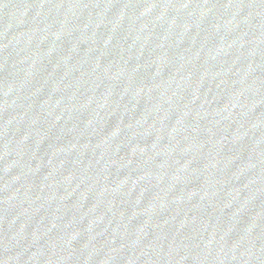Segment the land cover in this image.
Returning a JSON list of instances; mask_svg holds the SVG:
<instances>
[{"label": "water", "instance_id": "water-1", "mask_svg": "<svg viewBox=\"0 0 264 264\" xmlns=\"http://www.w3.org/2000/svg\"><path fill=\"white\" fill-rule=\"evenodd\" d=\"M0 264H264V0H0Z\"/></svg>", "mask_w": 264, "mask_h": 264}]
</instances>
